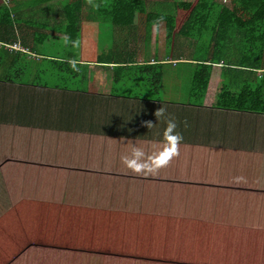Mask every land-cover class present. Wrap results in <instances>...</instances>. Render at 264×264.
<instances>
[{
    "label": "trees",
    "instance_id": "16d2710c",
    "mask_svg": "<svg viewBox=\"0 0 264 264\" xmlns=\"http://www.w3.org/2000/svg\"><path fill=\"white\" fill-rule=\"evenodd\" d=\"M44 1L49 0H0V82L82 90L77 85L88 64L78 63L79 70L74 71L67 61L76 60V55L56 52L38 55L36 60L32 55L40 54V44L51 46L53 52L58 38L48 31L54 32L57 24L48 21L58 12L65 19L63 32L84 48L88 42L95 47L104 24L125 29L139 18L152 25L163 17L166 38L185 37L194 47L203 44L207 55L129 65L120 61L114 65L112 79L126 87L123 96L161 100L166 69L182 61L188 64L186 102L202 106L213 65L219 64L210 106L264 114V0H229L230 6L220 0H171L174 13L148 11L146 0H96L99 8L84 20V0H62L60 8L42 7ZM15 43L21 49L7 47ZM81 58L102 66L108 62L101 56ZM28 74L32 76L26 78ZM44 75L62 84L48 85L41 80ZM72 171L81 176L78 170ZM150 176L136 177L131 184L138 186L139 193L141 186L153 183L161 188L163 198L176 199L181 194L192 199L179 198L178 212H170V200L154 210H128L85 202L15 199L14 185L2 183L11 198L0 209L7 208L0 214V264H264V224L239 222L249 219L250 213L239 208V201L204 196L207 190L199 181L178 178L154 183ZM231 176L236 181L243 178ZM214 198L224 203L211 209L210 215H200V202ZM192 211L198 215L192 216Z\"/></svg>",
    "mask_w": 264,
    "mask_h": 264
},
{
    "label": "crops",
    "instance_id": "0c3cea01",
    "mask_svg": "<svg viewBox=\"0 0 264 264\" xmlns=\"http://www.w3.org/2000/svg\"><path fill=\"white\" fill-rule=\"evenodd\" d=\"M63 3L62 0H49L42 2L41 6L52 4L60 8ZM24 4L22 2V6ZM88 14L89 12L83 9L82 19L87 18ZM64 20L58 12L54 19L48 21L49 24H57L54 32L48 31L58 38L53 52L49 48L51 46L40 44L38 46L40 54L32 55L35 60L38 55L57 54L56 52L76 55L78 63L88 64L85 77L77 85L82 90L0 82V139L9 143L0 144V170L4 168L6 171L10 166H15L13 163L16 162L28 167L32 165L35 168L32 171L37 172L40 177L46 175V165L49 164L57 168L79 169L83 178L89 176L96 178L98 173L113 177L119 183H132L136 177L145 178L147 175H137L127 169L121 162V156L130 154L133 145L145 146L149 152L161 148L166 122L163 119L157 121L154 113L161 106H165L167 114L175 118L178 125L176 131L183 139L178 155L167 167L160 169L155 175L151 174L150 177L153 179L151 181L173 182L178 178L199 181L204 185L203 188L206 187V194L204 190L201 191L204 196H220L225 200L239 201V208L250 212L248 223L253 224L251 217L259 213L254 209V198L264 197V160L251 166L250 174L247 173L240 181L231 179L232 176L228 175L231 169L229 164L232 167L235 164L229 163L228 160L234 158L239 140H247V136L241 125L236 129H229L235 125L233 118H256L264 114L210 106V96L213 93L209 89L210 80L202 106L191 105L186 99L170 100L161 96V100H155L151 97L138 98L137 95L123 96L126 87L113 83L114 65L120 64V61L129 65L146 63L151 59L169 58L161 56L163 43L157 47V32L161 31L165 39L163 24L159 29L155 24L142 25L143 18H139L134 26L125 29L117 25L104 24L100 28L95 47L92 46V42H88L84 48L81 42L77 47L64 45L60 39L65 35L62 29ZM27 31L30 33L29 29ZM80 55L101 56L102 60L108 62L102 66L99 63L81 60ZM186 58L189 57L180 59ZM180 63L182 61L172 63V66H178ZM214 66L221 68L219 64L213 65V68ZM179 68L181 73H177V76L181 74L187 76L186 67L180 64ZM167 70L168 68L165 75H168ZM171 77L175 76L172 74ZM24 86H27L29 94L40 97V100L36 104L30 103L31 107H25L24 101L20 105L12 102L9 104L14 94H19V90ZM221 120L225 121L223 125L220 124ZM146 121L156 125L148 129L144 126ZM15 125L16 128L11 129ZM8 145L14 153L21 155L20 152L23 151V157H12ZM47 149H61L66 155H62L61 152L55 155L54 151V156L49 154L47 156L43 153L47 152ZM194 151L199 153L192 157L191 153ZM48 152L51 153V150ZM65 171L62 174H66ZM223 173L225 176H221ZM58 176L54 174L49 178L57 179ZM13 181L7 183H14ZM249 201L252 202V211L248 205ZM257 224H264V211L262 217L257 219Z\"/></svg>",
    "mask_w": 264,
    "mask_h": 264
},
{
    "label": "rangeland",
    "instance_id": "374dc122",
    "mask_svg": "<svg viewBox=\"0 0 264 264\" xmlns=\"http://www.w3.org/2000/svg\"><path fill=\"white\" fill-rule=\"evenodd\" d=\"M222 3H226L230 6L229 0H220ZM96 2V0H95ZM83 9L87 12L92 13L95 9L89 7L86 4V0L83 2ZM171 4V0H146V5L148 10L152 11H159L165 13H174L172 8L169 6ZM168 5L169 7H161ZM142 25L146 24L145 22L141 23ZM156 27V26H155ZM161 27V26H160ZM163 31V30H162ZM157 47L162 44L163 49L161 51V56H167L170 58H182V57H189V58H202L203 56L207 55L204 53L205 45L201 44L202 46L198 45L194 47L193 42L185 37H176V38H166L163 39V35L161 31L157 32ZM165 35V33H164ZM140 41L138 42L139 45ZM13 45H7V47H12ZM201 47V48H200ZM205 54V55H204ZM188 68V64L180 63ZM178 66H171L172 70H168V74L164 76L163 80V89L161 90L160 96L164 97L165 99L170 100H184L187 99L188 96V86L189 80L188 77L181 74L177 76V73H181V70ZM218 66H214L212 68L213 74L211 75L209 89L210 92H214L216 87V82L218 81V77H220ZM190 69V66H189ZM171 74L175 77L172 78ZM31 77L32 75H27L26 78ZM42 82H45L48 85L53 84H62V82L55 80L47 75L42 76ZM182 86V87H181ZM19 94H14L9 104L17 103L22 104L24 101L25 107H31L30 103H35L40 100V97H33L32 94H29L27 86H24L21 90H19ZM8 97L9 95L6 94ZM209 96V93H208ZM0 100H1V92H0ZM235 121V125L231 127L229 130L236 129L238 126L244 127V134L247 136V140L240 139L238 142V147L234 151V158L228 160L229 163H234L235 166L231 167L229 174L232 173L241 175L245 177V175L250 174V167L254 166L255 163L264 160V116H256V118H241L236 119L233 118ZM225 123L224 120L220 121V124L223 125ZM15 126H12L11 129H15ZM67 138V137H66ZM64 142V141H63ZM8 142H4L0 139V144H7ZM9 144V143H8ZM9 150L12 152L10 145ZM53 148H57L53 146ZM51 150V153L48 152ZM58 155L61 152L62 155H66V152H62L61 149H47L43 151L45 155L54 156ZM19 153L10 154L12 157L18 158V156L23 157V151ZM15 166H10L5 171L4 168L0 170V209H2L3 205H7L8 199L11 198L8 196V193L4 192L1 188V184L14 180V183H11L10 186L14 185V193L12 196H16L15 199L23 197H31V198H42L45 200H55V201H69L84 204L82 202L88 204H98V205H107L108 208H129L128 210H154L156 205L160 203H169L168 197H162L161 188L158 185L153 183L144 184L142 191L139 193L138 186L131 184V183H116L113 177H109L106 174L98 173L96 178L94 176H89L87 178H83L78 176L72 170H78L74 168H64L60 167L57 168L53 165H46V176L47 177H40L39 174L34 173L32 170V165L25 166L22 164H17L16 162L13 163ZM58 169V170H57ZM39 171V169L37 168ZM65 171L66 174L71 175L70 177H66V174H62ZM86 170V169H84ZM61 171V173H60ZM57 174L59 175L57 179L48 178L51 175ZM61 174V175H60ZM88 175V173L86 174ZM94 175V174H90ZM249 177V176H248ZM118 180V178H116ZM139 186V187H140ZM170 193H166L165 196L169 195ZM175 198L170 200L171 206H169L170 212L176 211L178 212L181 208V202L179 198H186L192 199L189 195H175ZM248 198V197H247ZM243 200V199H242ZM17 201V200H16ZM243 202V201H242ZM222 204L224 201L220 202L214 199H204L198 205L200 210V215L208 214L210 215L211 209L217 207V204ZM248 205L250 207V211H252V202L249 201ZM254 209L259 211L255 216L253 215L251 219L253 220V225L261 227L262 224H257V219L262 217V212L264 211V197H256L253 201ZM221 208V207H220ZM7 209V208H6ZM4 209V210H6ZM4 210L0 211V214L4 212ZM263 210V211H262ZM192 216H197L198 213H194ZM247 214V213H246ZM243 222L248 224L250 222L247 217H244L239 222Z\"/></svg>",
    "mask_w": 264,
    "mask_h": 264
},
{
    "label": "clouds",
    "instance_id": "9594fccd",
    "mask_svg": "<svg viewBox=\"0 0 264 264\" xmlns=\"http://www.w3.org/2000/svg\"><path fill=\"white\" fill-rule=\"evenodd\" d=\"M86 4L93 8H99V4L95 0H86ZM163 17H160L155 21L157 29L163 24ZM64 45H71L72 47L78 46V41L73 40L69 35L65 34L60 37ZM74 71H78V61L71 59L67 61ZM157 121L165 120L166 127L163 131L162 146L158 151L149 152L145 146L133 145L130 154L121 156V162L124 166L129 169L132 173L137 175H155L160 169L165 168L169 165L171 160L178 155L179 146L183 139L182 135L176 131L178 125L174 117L167 114L165 106H161L154 113ZM156 124L151 121L144 122V126L151 129ZM186 126V122H185Z\"/></svg>",
    "mask_w": 264,
    "mask_h": 264
},
{
    "label": "built area",
    "instance_id": "2783aa9c",
    "mask_svg": "<svg viewBox=\"0 0 264 264\" xmlns=\"http://www.w3.org/2000/svg\"><path fill=\"white\" fill-rule=\"evenodd\" d=\"M13 48H20L16 43L15 44H13V46H12ZM21 49V48H20ZM151 61H154V59H151Z\"/></svg>",
    "mask_w": 264,
    "mask_h": 264
}]
</instances>
